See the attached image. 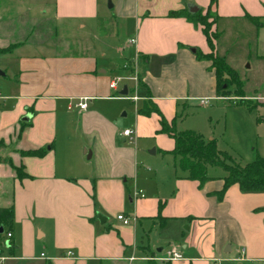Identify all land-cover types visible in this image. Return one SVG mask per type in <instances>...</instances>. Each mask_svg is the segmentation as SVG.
<instances>
[{"label": "crops", "instance_id": "0c3cea01", "mask_svg": "<svg viewBox=\"0 0 264 264\" xmlns=\"http://www.w3.org/2000/svg\"><path fill=\"white\" fill-rule=\"evenodd\" d=\"M111 1L107 5V0H54L51 21L67 20L86 29L87 25L97 24L107 16L135 25L131 36L134 56L125 59L121 71L115 70L113 74L131 79L133 73L144 92L137 96L139 101H153L164 111L170 106L177 109L182 100L201 99L203 102L204 98L226 97L216 91L217 79L211 61L197 57L198 51L210 52L202 27L185 16L170 15L172 12L189 11V3L197 5L203 14L209 11L215 18L213 30L219 33L215 41L217 54L218 41L230 25L249 22L258 32L264 30V0H217L213 5L212 0ZM8 36L13 39L14 33ZM8 36L2 38L8 39ZM29 39L28 36L0 46H12L9 52H18L15 75L20 83L15 108L11 113H2L0 120V207L14 209L9 248L15 251L19 244L34 245L37 239H48L53 241L55 249L50 264H92L122 259L144 264H180V261H184L182 264L187 261L213 264V258L224 260L226 257L229 261L243 262L240 264L264 261V191H244L238 183H233L219 198L225 172L210 175L200 185L199 181L184 177V172L174 173V161L165 167L166 175L163 172L158 176L159 171L151 167H144L142 171L135 153L116 144L117 120L88 103L94 99L123 97L121 91V96H116L118 85L110 87L113 79L100 63V47L83 44L86 49L72 56L43 58L30 53L29 46L34 43ZM26 47L27 51H21ZM192 48H196V52ZM118 50L122 52L121 47ZM125 86L129 92L128 85ZM85 97L87 106L81 109L78 104ZM57 99L67 101L68 108L75 104L80 110L83 121L76 132L83 139L79 148L88 147L84 151L68 146L65 149L68 154L58 157L52 129L45 131L41 127L43 112L54 106ZM26 113H30L31 118L22 124L21 117ZM175 117L173 114L166 119L171 121ZM158 125L154 126L156 130L160 129ZM5 129L13 134L18 145L13 151L2 137ZM126 129L129 128L124 131ZM132 130L136 137L137 129ZM127 137L124 136V141ZM174 146L172 138L163 151L170 152ZM42 149V154L30 153ZM90 159L94 161L88 163ZM14 167H23L28 176L18 178ZM143 176L158 180L156 191L149 196L144 194L146 188L140 186ZM129 177L134 181L133 186L127 184ZM128 196L134 205L133 223L124 224L117 219L118 226L107 227L108 217L104 223L98 220L97 211L107 216L123 214L130 219L131 216L121 211ZM179 218L183 219L181 225L188 222L185 232L193 231L186 236L187 240L166 251L163 246L153 249L144 243L147 231L163 228L172 220L179 224ZM132 244L133 254L125 257V246ZM171 248L179 250L183 258L164 259ZM69 250L74 254L68 255ZM13 258L0 255V264H8L10 260V264H18L14 261L17 257Z\"/></svg>", "mask_w": 264, "mask_h": 264}, {"label": "rangeland", "instance_id": "374dc122", "mask_svg": "<svg viewBox=\"0 0 264 264\" xmlns=\"http://www.w3.org/2000/svg\"><path fill=\"white\" fill-rule=\"evenodd\" d=\"M110 1L107 0V5ZM53 3L54 0H0V30L2 31L0 46L21 41L29 36L31 38L29 40H33L34 43L29 46L31 47L30 53L43 58L49 55L72 56V54L83 52V49H86L83 44L90 43L92 48L93 46L100 47L101 53L106 54L101 55L100 53L98 55L100 63L103 64V68L108 70L107 76L116 79L118 83L116 96H121L119 92L126 84L129 87V92L120 97L121 99H94L88 103L93 104V108L96 107L97 111H104L117 120L116 144L126 146L135 153L134 157L140 164L142 171L144 167H151L159 171L158 176L162 175L164 171L168 170L165 169L167 164H173L174 159L171 152L163 151L170 145L171 136L163 135L165 133L154 128L157 123L160 125L161 113L153 111L150 114H142L138 111L143 101H139L140 98L137 96H141L144 92L138 85L139 81L134 79L133 73L130 74L131 79L119 78V73L113 74L115 70H117L116 72L121 71V64L125 59H132L134 56L135 48L134 44H131V36L134 35L135 25L123 24L120 19L116 17L107 18V16L97 24L87 25L86 29H80L77 24L67 20L56 23L51 21V17L54 15ZM45 11L49 13L46 15ZM212 20L210 15L208 22L212 23ZM257 30L258 28L249 22H245V24L236 23L230 25L229 30L225 31L218 41V55L224 58L226 63L237 72L238 78L242 82L244 97L252 99L250 103L240 102L236 96L235 85H231L227 97L204 98V103L201 99L182 100L177 109L170 106L165 111L160 107V111L167 118L176 114L175 121L178 130L192 129L200 132L205 138H215L219 149L229 154L235 162L241 164L258 157H264V30L259 32ZM9 31L14 33L13 39L8 36ZM2 36H8V39H3ZM118 47L122 48V52L118 50ZM26 49L28 50L27 47L22 48L21 51H27ZM17 53L5 52L0 54V71L5 73L0 74V120L2 113H11L15 108L17 102L15 96L20 92L19 87L17 88L20 84L19 79L15 75L18 66L15 59ZM109 62L110 64L107 65ZM55 101L54 106L48 107L43 112L45 115L41 127L43 126L45 131L48 128L52 129L54 142L58 149V157L68 154L65 152L68 146L84 151L88 147L83 145L82 149L79 148L83 144V139L76 132L83 121L79 113L80 110L75 104L68 108L67 101L63 99ZM237 101L238 103H236ZM125 128L137 129L136 137L133 133L124 141L122 134ZM1 134L4 141L11 144V148H9L11 151L14 150V147H18L13 134H10L6 129ZM3 148L6 149V146L4 145ZM153 150L155 153L152 152ZM97 155L96 151V160ZM12 159L16 160V157L12 156ZM87 161L92 163L94 159ZM175 172L177 175L183 174L179 168H175ZM224 172V168L220 165L208 166L209 176L223 175ZM163 175H166V172ZM127 179L128 186H133V179L130 177ZM157 185L158 180L157 182L155 179L151 180L149 176H143L140 179V186L143 189L146 188L144 189L145 196L153 194ZM133 209L134 205L128 196L126 206L121 211L123 210L131 216L130 223H133L131 220L134 216ZM97 212L102 213L101 211ZM102 214L104 215V213ZM116 215L117 213L104 215L109 218L106 223L107 227L112 224L118 226L119 219ZM177 221L179 224L172 220L163 228H158V226V229H153L151 233L147 231L144 234V243L150 244L153 249L163 246L165 251L172 245L181 244L188 239L186 236L193 231L185 232L184 226L188 225V222H183L184 225H181L182 218ZM34 243V245L29 244L28 246L19 244L15 251L5 246L1 255L12 260L14 259L13 256L17 257L14 261L18 264H50L55 250L53 241L37 239ZM133 246V244L125 246L123 252L125 257L133 254ZM62 249L63 252L64 249ZM12 260L7 263L10 264ZM183 262L180 261V264ZM187 262L185 264H189ZM221 263L240 264L243 262L229 261L226 257ZM92 264L144 263L142 261L129 262L122 259L121 261H96ZM172 264H179V262ZM258 264H264V261Z\"/></svg>", "mask_w": 264, "mask_h": 264}, {"label": "trees", "instance_id": "16d2710c", "mask_svg": "<svg viewBox=\"0 0 264 264\" xmlns=\"http://www.w3.org/2000/svg\"><path fill=\"white\" fill-rule=\"evenodd\" d=\"M216 1L212 0L211 4L213 5ZM170 15L185 16L196 25L202 27V31L210 47V52L203 54L198 51L197 57L211 61V67L214 68L217 79L216 91L218 95L227 97L230 93L231 85H235L238 100L250 103L252 99L244 97L242 82L238 78L237 72L216 52L215 41L219 33L213 30L215 23L213 15L209 11L203 14L201 9L195 13H190L187 10L175 11ZM207 15L209 16L207 17ZM210 15L213 19L212 23L208 22ZM11 49L12 46L0 48V54L9 52ZM148 93V96H150V91ZM138 111L142 114H150L153 111L161 113L159 130L161 133H165L174 139L175 146L170 152L173 155L174 166L185 173L184 177L197 180L201 185L210 178L208 166L220 165L225 170V175L223 176L225 183L223 189L218 192L219 198L223 197L227 188L233 183H238L244 191H264V157H258L244 164L235 162L229 154L219 149L215 138H205L200 132L192 129L178 130L175 118L168 121L155 102L144 101ZM26 123L28 122L22 121V124ZM43 152L44 149L30 151L34 155H39ZM14 169H16L18 178L22 179L28 176L24 173L23 167H14ZM13 220V207H0V227L4 229L3 233H0V255L5 246L9 247L12 244V240L10 237H7V233L13 229Z\"/></svg>", "mask_w": 264, "mask_h": 264}, {"label": "built area", "instance_id": "2783aa9c", "mask_svg": "<svg viewBox=\"0 0 264 264\" xmlns=\"http://www.w3.org/2000/svg\"><path fill=\"white\" fill-rule=\"evenodd\" d=\"M117 86V80L116 79H113L111 80L110 82V87L111 88H116ZM88 98L85 97V98H82L81 100H84V101H81L78 105L81 109H85L86 106H87V103L85 100H87ZM124 136H131L133 134V130L132 129H126L124 132H123ZM118 219L122 220L124 224H128L130 222V219L123 215V214H120L117 216ZM8 237H11V232H9L7 234ZM68 255H73L74 253L72 252V250H69L67 252ZM183 258V255L182 253L177 250L176 248H171L168 252H167V255L164 257V259L166 260H169V261H172V260H178V259H182ZM3 259V258H2ZM133 259V257L131 258ZM222 259L220 258H213V264H222L221 263Z\"/></svg>", "mask_w": 264, "mask_h": 264}, {"label": "water", "instance_id": "95a60500", "mask_svg": "<svg viewBox=\"0 0 264 264\" xmlns=\"http://www.w3.org/2000/svg\"><path fill=\"white\" fill-rule=\"evenodd\" d=\"M187 6H188V9H189V12H190V13H195V12H197L198 10H200V8H199L197 5L192 4V3H189ZM196 50H197L196 48H192V51H193V52H196ZM0 74H5V73L2 72V71H0ZM127 93H128L127 86H124V88L121 90V94H123V95H127ZM30 118H31V114L28 113V115H25V116L22 118V120H23V121H29ZM152 152L154 153V150H153ZM90 156H91V153L88 154V158H90ZM97 218H98V220H99L101 223H104V222L107 220V217L104 216L102 213H99V212H97ZM186 229H188V225L186 226ZM3 231H4L3 227H0V233H3Z\"/></svg>", "mask_w": 264, "mask_h": 264}]
</instances>
